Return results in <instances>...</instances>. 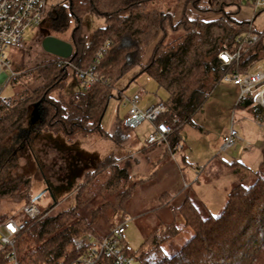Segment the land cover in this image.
<instances>
[{"label":"trees","instance_id":"16d2710c","mask_svg":"<svg viewBox=\"0 0 264 264\" xmlns=\"http://www.w3.org/2000/svg\"><path fill=\"white\" fill-rule=\"evenodd\" d=\"M154 1L157 0H64L50 13L47 7L51 31L70 33L74 54L68 60L83 69L94 67L101 80L89 89L55 98L52 92L63 90L74 76L70 67L59 65L62 58L51 55L50 60L33 68L18 66L7 83L13 87V95L8 99L0 97V145L13 135L25 139L29 132L31 137L49 132L68 138L94 134L122 144L132 130L124 126L125 118L116 119L111 132L104 130L101 123L118 81L135 69L130 82L145 75L167 91L168 98L163 102L170 112L163 119L171 122L176 115L187 123L227 72L245 73L264 59V33H257L262 36L258 43L249 47L237 63L223 66L219 54L235 52L239 36L256 32L251 22L235 20L231 13L225 12L213 20L199 15L207 10L225 11L228 6H235L238 11L242 0H186L179 20L173 12L153 5ZM86 15L105 21V26L97 28L89 41L82 33ZM156 39L151 57L143 63ZM123 95L124 89H117L116 96L122 99ZM235 107L247 108L264 120V108L249 98ZM25 122L29 132L23 128ZM178 138L176 130L171 143H177ZM109 159L87 175L75 194L73 206L56 214L45 210L37 220L27 221L15 242L21 264H72L83 253L74 240L86 233L99 236L92 222L80 217V210L101 193L114 200L128 199L135 185L146 182L142 179L120 193L122 183L128 185L132 180L130 169L119 168L113 157ZM0 197H17L25 204H34L30 178L3 181ZM110 205L108 200L95 214ZM176 211L181 212L184 225L171 223L148 234L141 249L136 254L130 252L137 257V264H264V146L255 181L249 186L233 187L220 215L202 217L189 199ZM6 219L0 218V223ZM187 228L193 236L176 254L167 255L163 244ZM7 252L8 249L1 250L0 264L7 263Z\"/></svg>","mask_w":264,"mask_h":264},{"label":"rangeland","instance_id":"374dc122","mask_svg":"<svg viewBox=\"0 0 264 264\" xmlns=\"http://www.w3.org/2000/svg\"><path fill=\"white\" fill-rule=\"evenodd\" d=\"M63 1L46 0L47 12L50 13L53 6ZM185 4L186 0L153 2V5L164 11L173 12L176 20L181 18ZM224 10H207L199 15L202 19L213 20L224 16L225 12L231 13L235 20L251 22L256 33H264V11L258 12L254 18L253 10L245 2L238 11L235 6L225 7ZM49 25L50 17L47 16L40 26L26 30L25 48H12L8 51L12 71L18 66L33 68L37 63L51 59V55L41 47V41L46 36L70 42L69 32L57 34L51 31ZM103 26V19L86 15L82 33L89 41L94 31ZM157 41L149 46L143 63L151 57ZM60 66L70 67L74 76L71 75L63 90L52 92L55 98L68 97L82 89L75 79L78 66L72 62L71 66ZM132 73L117 83V89H124L123 98L116 96V89L115 96L108 103L101 123L106 131L111 130L116 119L123 120L127 116V97L133 96L140 85L146 84L147 93L143 97L146 101L156 91L160 99L166 101L168 98L167 91L145 75L130 82ZM7 74L11 76L12 72L7 71ZM13 93L10 84L1 85V98L8 99ZM239 95L238 87L220 82L191 120L187 123L180 121L177 125L178 140L183 148L175 151L173 156L164 144L143 148L152 128L147 122L133 128L129 139L122 144L94 134L68 138L49 132L35 136L32 134L31 137L28 122H25L23 128H28L27 138L13 135L0 145V184L28 176L33 199L39 196L34 201L35 206L41 213L47 210L49 214H56L73 206L75 194L81 184L85 183L87 175L94 173L102 162L113 157L115 164L119 168H129L132 176L128 185L122 183L120 193L142 179L146 182L135 185L130 198L125 200H114L101 193L88 202L79 214L91 221L94 232L102 237L108 235L114 227L125 223V245L129 252L136 254L153 230L171 223L177 227L184 225L183 216L176 209L187 199L202 217L218 216L233 187L239 184L249 186L255 181V171L262 159L264 124L254 121L243 110L235 107ZM144 99L141 106L146 104ZM231 127L237 130L240 140L224 151L221 149V136L228 133ZM154 148L159 156H148ZM108 200H111L110 207L95 214V210ZM24 204L25 201L17 197H0V218L14 215L17 219L22 218L19 210ZM193 234L190 228L184 229L163 244L164 251L169 256L176 254Z\"/></svg>","mask_w":264,"mask_h":264},{"label":"built area","instance_id":"2783aa9c","mask_svg":"<svg viewBox=\"0 0 264 264\" xmlns=\"http://www.w3.org/2000/svg\"><path fill=\"white\" fill-rule=\"evenodd\" d=\"M251 7L254 18L258 12L264 11V0H242ZM46 0H0V90L2 84H7L15 73L11 69L8 51L12 48H25V32L29 28L40 26L46 18ZM261 35H242L236 39L238 48L235 52L223 51L219 59L223 66L237 63L242 55L261 39ZM59 65H70L68 59L58 61ZM7 71L12 72L8 76ZM75 79L83 89L91 88L101 80L94 67L82 69L76 67ZM222 82L233 84L240 91L238 102L249 98L253 104L264 108V71L251 68L245 73L237 70L227 72ZM139 90L128 98V114L124 120L126 128H136L144 122L152 125L148 133L146 144L148 147L164 144L172 153L183 148L178 141L172 144L171 136L177 130L180 119L175 115L171 122L163 119L169 114V107L160 101L146 108H141L139 102L143 95ZM240 140L236 129L231 127L228 133L222 136L221 149L227 150ZM22 218L11 216L0 223V250L8 249L6 264H21L15 250L16 237L27 227V221L37 220L41 216L35 204H24L19 210ZM19 216V215H17ZM125 223L114 227L111 232L102 237L93 233H86L74 240L76 248L83 251L81 257L72 264H137L138 259L132 255L124 242Z\"/></svg>","mask_w":264,"mask_h":264},{"label":"water","instance_id":"95a60500","mask_svg":"<svg viewBox=\"0 0 264 264\" xmlns=\"http://www.w3.org/2000/svg\"><path fill=\"white\" fill-rule=\"evenodd\" d=\"M42 49L55 57H59L62 59H70L74 54V46L71 42L62 40L55 36H46L41 41ZM39 104L35 107L33 111V118L37 115ZM39 198L36 197L33 199V202Z\"/></svg>","mask_w":264,"mask_h":264},{"label":"crops","instance_id":"0c3cea01","mask_svg":"<svg viewBox=\"0 0 264 264\" xmlns=\"http://www.w3.org/2000/svg\"><path fill=\"white\" fill-rule=\"evenodd\" d=\"M244 21H246V20H244ZM255 69H260V70H263L264 71V59L263 60H261L260 62H258L257 64H255L254 66H253ZM252 67V68H253ZM150 80V79H149ZM139 90H143V95H142V97H141V100H140V107L141 108H146V107H149L150 105H153V104H156V103H158V102H160V101H163L162 99H160L159 98V96H158V93L159 92H155V95L154 96H151L147 101L143 98L145 95H146V84H143V85H140L139 86ZM138 90V91H139ZM137 91V92H138ZM136 93V92H135ZM128 98H130V97H127V100L126 101H128ZM143 99H144V101H146V104H144V106H141L142 105V103H143ZM238 102V101H237ZM128 104V103H127ZM241 110H243V112H245L244 114H246L247 116H250L254 121H256V122H259V123H261V124H264V120L263 119H259V118H257V117H255L254 115H252L249 111H248V109L247 108H240ZM152 129V128H151ZM111 130H112V128H111ZM110 130V131H111ZM223 135H225V134H222V136ZM221 136V137H222ZM179 141V140H178ZM134 143H136V142H134ZM137 145H139V143L137 144ZM138 147V146H137ZM155 147H157V146H155ZM143 148H148V146H147V144L145 143L144 144V147ZM148 156H159V153H158V151H156L155 150V148H154V150H152L149 154H148Z\"/></svg>","mask_w":264,"mask_h":264}]
</instances>
